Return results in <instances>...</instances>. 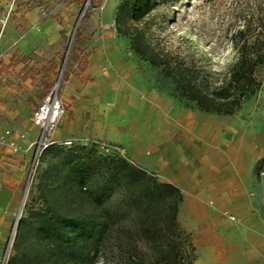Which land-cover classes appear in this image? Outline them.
Instances as JSON below:
<instances>
[{
  "label": "crops",
  "instance_id": "obj_1",
  "mask_svg": "<svg viewBox=\"0 0 264 264\" xmlns=\"http://www.w3.org/2000/svg\"><path fill=\"white\" fill-rule=\"evenodd\" d=\"M80 1L0 0V20L8 16L0 34V71L28 65V71L49 81L47 92L58 70L55 53L65 36V20ZM44 8L62 12L42 16ZM78 36L76 64L60 90L64 112L53 139L118 146L132 164L178 188L177 221L195 249L193 264H264V210L253 172L264 151L262 129L239 126L234 115L176 106L137 87L131 64L107 42L88 48V16ZM11 96L0 85V100L8 101L4 108L0 103V112L10 110L8 121H0V136L10 132L6 144H0V262L26 188L33 157L28 147L38 134L26 116L41 102L37 96L21 98V109L13 111ZM19 112L24 119H15Z\"/></svg>",
  "mask_w": 264,
  "mask_h": 264
},
{
  "label": "rangeland",
  "instance_id": "obj_2",
  "mask_svg": "<svg viewBox=\"0 0 264 264\" xmlns=\"http://www.w3.org/2000/svg\"><path fill=\"white\" fill-rule=\"evenodd\" d=\"M121 2L122 0H101L100 3L97 0H83L65 20V36L61 37L59 51L55 53L58 70L52 79L58 97L67 71H71L76 64V33L84 25L85 14L90 15L88 48L92 44L107 42L122 61L131 64V75L137 87L154 91L176 106L187 109L193 103L183 97L168 74L171 68L190 73L203 89L212 90L224 80L228 70L236 62V33L247 29L252 34H264V0H175L157 8L137 24L126 16H121L116 22ZM52 9L44 8L43 13H40L42 16H56L57 13L60 16L62 10ZM1 29L2 26L0 34ZM134 38H137L136 45L145 52L144 57L134 51ZM53 50L48 51L50 59ZM148 59L160 64L152 65ZM258 76L261 79L260 88L233 115L239 126H255L257 130L262 129L260 132L264 134V71H259ZM0 80V85L7 87L12 95L8 98L12 99L8 108L13 111L21 109V98L31 100L32 96H37L40 101L49 93L46 92L49 81L34 71H28V65L13 72L0 71ZM0 103L4 108L8 101L4 97ZM34 107L32 114L26 116L31 121L37 109V106ZM9 111L6 109L0 112V121H8L6 112ZM24 117L19 112L15 119L21 120ZM69 142L70 144L58 142L45 148V152L42 150L33 168L31 160L28 170V174L32 170L30 182L2 257L6 255L7 262L13 255L16 230L19 221L25 219L23 247L16 264H143L144 260L151 264L148 258L152 256V248L141 233L140 223L134 221L137 210L145 204L144 198L124 193V185L118 178L107 180L104 176L99 181L94 180V177L88 179L94 167L100 172L105 171L106 160L112 155L101 152L94 142ZM121 159L131 163L126 157ZM42 170L45 172L38 187V175ZM253 172L255 187L262 195L264 210V151L254 164ZM153 177L158 180L154 175ZM81 190L85 193L81 194ZM88 190L93 195L88 194ZM104 208H108L109 212L102 211ZM52 211L55 217L53 220L50 216ZM78 220L82 223L74 231L72 225ZM50 225H53L62 239L71 241L84 232L88 234V230L95 226L97 232H100L101 240L97 247H90L92 249L86 262L64 263L60 258L49 257L46 250L37 246V242L50 230ZM179 228L184 231L180 225ZM10 240L11 245L8 247ZM175 243L182 244L185 254H190L184 238Z\"/></svg>",
  "mask_w": 264,
  "mask_h": 264
},
{
  "label": "trees",
  "instance_id": "obj_3",
  "mask_svg": "<svg viewBox=\"0 0 264 264\" xmlns=\"http://www.w3.org/2000/svg\"><path fill=\"white\" fill-rule=\"evenodd\" d=\"M175 0H122L118 7L116 22L121 16H126L131 22L139 23L145 19L151 12L157 8L168 5ZM83 1H80L82 3ZM98 3L101 0H97ZM90 15L85 14L83 19ZM79 31L77 30L76 37ZM79 42V36L75 44ZM137 38L132 40V47L136 54L145 56L138 45ZM235 49L237 53L236 62L228 70L227 76L218 86L212 90L203 89L201 84L186 71L178 68H171L168 72L176 86H178L183 97L193 103L189 109L198 110L203 113L217 114L221 116H232L242 106L243 102L253 96L261 86L259 71H264V34H252L249 30H240L236 33ZM152 65L160 64L156 60L148 59ZM80 66H86L85 58H81ZM56 70V68H53ZM54 84L48 86V91L52 90ZM45 150V149H44ZM43 150V152H45ZM112 155L107 161L105 171L100 172L94 167L90 175L94 180L99 181L106 176L117 179L124 185V193L128 195L141 196L145 204L138 209L135 220L140 223V230L146 238L149 247L152 248V256L148 258L151 264H193L194 247L189 236L179 228L177 215L182 202L180 190L173 185L162 183L153 177L144 169L128 163L126 160ZM45 170L40 171L38 175V187H40L41 178ZM103 179V180H106ZM84 191H87L86 189ZM85 193V192H80ZM88 194H92L88 190ZM102 211L109 212L108 208ZM53 212L50 215L55 219ZM79 221V220H78ZM77 222L72 225L74 231L79 229ZM46 236L37 242V246L47 251L49 257L60 258L63 262L81 261L86 262L90 247H97L101 240L95 226H92L87 232L81 234L77 239L64 240L54 230L53 225ZM25 219L20 220L13 246V255L6 264H16L18 255L23 247ZM190 249V254L186 255L182 244H176V240H183ZM184 245V244H183ZM180 247V248H179ZM182 250V251H181ZM143 264H148L143 261Z\"/></svg>",
  "mask_w": 264,
  "mask_h": 264
},
{
  "label": "built area",
  "instance_id": "obj_4",
  "mask_svg": "<svg viewBox=\"0 0 264 264\" xmlns=\"http://www.w3.org/2000/svg\"><path fill=\"white\" fill-rule=\"evenodd\" d=\"M7 19L8 16H6L3 20H0V24L2 26L1 31H3ZM63 112H64L63 104L60 98L57 96L56 89L53 88L41 100L40 104L38 105L32 117L33 124L38 129V134L35 142L30 144L28 147V149L32 151V155H33L32 168L35 163V160L37 159V156L42 150L58 143V141L53 139V135L57 130ZM9 135L10 132L5 131L4 134L0 136V144L5 145L6 138H8ZM62 143L70 144L69 141ZM95 143L98 145L99 150L104 154L116 155L121 158L126 157L124 150L118 146L110 145L104 142H95ZM31 171L27 176V183L24 192L27 191L31 178ZM10 245H11V240L10 243L8 244V247H10ZM0 264H6V255L2 257Z\"/></svg>",
  "mask_w": 264,
  "mask_h": 264
}]
</instances>
